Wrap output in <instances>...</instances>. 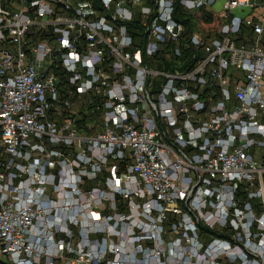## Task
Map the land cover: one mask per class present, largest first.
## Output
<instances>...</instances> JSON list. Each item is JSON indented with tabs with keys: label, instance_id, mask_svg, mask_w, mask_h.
Instances as JSON below:
<instances>
[{
	"label": "built area",
	"instance_id": "built-area-1",
	"mask_svg": "<svg viewBox=\"0 0 264 264\" xmlns=\"http://www.w3.org/2000/svg\"><path fill=\"white\" fill-rule=\"evenodd\" d=\"M176 1L0 0L3 264H264V0Z\"/></svg>",
	"mask_w": 264,
	"mask_h": 264
},
{
	"label": "trees",
	"instance_id": "trees-1",
	"mask_svg": "<svg viewBox=\"0 0 264 264\" xmlns=\"http://www.w3.org/2000/svg\"><path fill=\"white\" fill-rule=\"evenodd\" d=\"M86 1H91L92 2V5H93V8L100 14L101 17L105 18L107 22H110L109 18H110V13L109 12H106L104 11V9L102 8V5L100 3V0H86ZM114 1H117V0H114ZM174 19L179 22L180 24L184 25L188 31H192V24H191V19H190V16L188 14H186L182 7L180 6L179 4V0L176 1L175 3V7H174V15H173ZM123 26L125 27L127 33L133 38V40L135 41L136 43V46L140 49L141 51V54L143 55L144 57V43H145V37H146V33H145V27L142 26L141 24V21L136 19L132 22H127V23H124ZM184 55L185 57H187L189 55L188 52H184ZM185 68L181 67V68H174V67H171V66H168L167 65V70L169 71H182L184 70ZM79 115H81V121L83 123V125H85V121L86 123L87 122H91V118H92V114L90 113L89 110H81L79 113ZM84 129L86 131H89L88 130V127L87 126H84ZM105 176V175H104ZM103 179L101 178V181ZM97 186V182L95 181H89L88 184L86 185L85 189H89V188H93ZM115 201H116V206L117 207H121L122 204L124 203V201L116 196L115 197ZM172 219H170L171 221ZM0 264H3L2 261H0Z\"/></svg>",
	"mask_w": 264,
	"mask_h": 264
},
{
	"label": "rangeland",
	"instance_id": "rangeland-1",
	"mask_svg": "<svg viewBox=\"0 0 264 264\" xmlns=\"http://www.w3.org/2000/svg\"><path fill=\"white\" fill-rule=\"evenodd\" d=\"M0 261L4 262V258L3 257H0Z\"/></svg>",
	"mask_w": 264,
	"mask_h": 264
}]
</instances>
